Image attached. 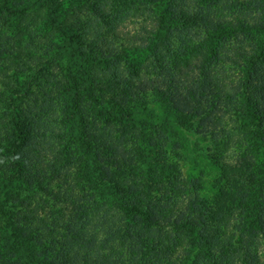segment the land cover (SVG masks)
<instances>
[{
    "label": "trees",
    "instance_id": "16d2710c",
    "mask_svg": "<svg viewBox=\"0 0 264 264\" xmlns=\"http://www.w3.org/2000/svg\"><path fill=\"white\" fill-rule=\"evenodd\" d=\"M149 1L138 38L144 33L150 42V79H138L133 91L153 92L158 106L152 109L163 107L167 123L154 131L149 147L156 155L149 157L164 162L150 164L147 187L129 174L88 187L81 225L47 221L45 206L32 204L38 190L46 192L36 186L57 162L48 113L37 119L32 110L8 122L0 110V264H264V0ZM60 9L56 5L46 22L57 24ZM224 114L237 127L222 133V163L211 187L186 181L177 153L189 136L202 137L193 131L196 122ZM97 117L116 119L107 105ZM102 142L110 152L106 160L130 159L117 137ZM231 150L239 165L221 157ZM14 190L34 197L12 214L1 196ZM71 238L64 253L55 250ZM68 255L71 261L59 263Z\"/></svg>",
    "mask_w": 264,
    "mask_h": 264
},
{
    "label": "rangeland",
    "instance_id": "374dc122",
    "mask_svg": "<svg viewBox=\"0 0 264 264\" xmlns=\"http://www.w3.org/2000/svg\"><path fill=\"white\" fill-rule=\"evenodd\" d=\"M55 2L0 0L2 119L9 122L13 116L28 115L32 110L37 119L40 115L46 119L47 112L52 133L49 143L53 144L57 159L49 175L36 186L46 191L38 190L39 198H33L27 191L14 190L2 194L1 200L15 214L13 208L26 207L33 198L32 205L45 206L42 219H63L74 227L81 225L86 215L88 187H103L128 174L147 187L150 164L153 160L164 162L162 156L151 160L153 150L149 146L154 131L161 132L160 126L167 123V118L163 107L152 109L158 106L153 92L133 91L138 79L143 83L150 79L145 68L150 42L144 33L143 38H138L146 27L150 1ZM56 5L61 6L56 14L58 22L50 25L46 19ZM70 33L75 35L73 41L69 40ZM30 95L38 99L33 102ZM106 105L116 119L97 117ZM224 115L221 119L217 115H205L203 123L193 125V131H201L202 137L189 136L188 144L176 155L181 177L186 181L199 179L202 187H211L219 172L216 167L222 163L218 151L222 133L237 127L233 119ZM111 136L117 137V145L123 151L130 150L127 162L125 158L121 163L106 160L109 150L102 140ZM232 152L221 157L230 165H239L237 152L235 155ZM60 173L66 177H60ZM171 173L170 167L164 177ZM68 187H73V193L66 190ZM17 218L23 221V217ZM71 241L72 238L62 239L55 250L64 253ZM66 257L59 263L71 261L70 255Z\"/></svg>",
    "mask_w": 264,
    "mask_h": 264
}]
</instances>
